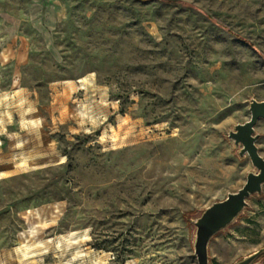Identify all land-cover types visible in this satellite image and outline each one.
<instances>
[{
  "label": "rangeland",
  "instance_id": "obj_1",
  "mask_svg": "<svg viewBox=\"0 0 264 264\" xmlns=\"http://www.w3.org/2000/svg\"><path fill=\"white\" fill-rule=\"evenodd\" d=\"M174 1L0 0V264H197L193 219L256 171L227 134L264 100V0ZM246 201L209 264L264 247Z\"/></svg>",
  "mask_w": 264,
  "mask_h": 264
},
{
  "label": "water",
  "instance_id": "obj_2",
  "mask_svg": "<svg viewBox=\"0 0 264 264\" xmlns=\"http://www.w3.org/2000/svg\"><path fill=\"white\" fill-rule=\"evenodd\" d=\"M248 109L249 119L235 124L227 135L235 146H240L238 155L247 154L256 171H248L244 184L237 191L227 193L224 199L213 202L193 219V251L197 264H209L210 239L235 221L247 206L246 199L251 195L260 194L264 184V158L258 152L256 141L259 134L255 132L257 121L264 119V100L251 99ZM263 254L264 247H261L233 264H254Z\"/></svg>",
  "mask_w": 264,
  "mask_h": 264
},
{
  "label": "trees",
  "instance_id": "obj_3",
  "mask_svg": "<svg viewBox=\"0 0 264 264\" xmlns=\"http://www.w3.org/2000/svg\"><path fill=\"white\" fill-rule=\"evenodd\" d=\"M155 1L166 2V3H172V4L178 5V6H180V7L194 8V6H193L192 4H189V3H186V2H183V1H174V0H155ZM204 15H206V16L210 19V21H212L213 23H216L218 26L222 27V28H223L224 30H226L227 32L232 33L231 29H230L227 25L222 24L221 22H219V21H218L215 17H213L212 15H209V14H207V13H204ZM233 34H234V33H233ZM235 36L239 37V36L236 35V34H235ZM239 38H241V37H239ZM250 45H251L252 47H254L252 43H250ZM260 55L264 58V54L261 53Z\"/></svg>",
  "mask_w": 264,
  "mask_h": 264
}]
</instances>
